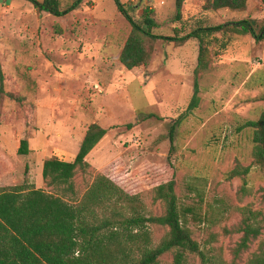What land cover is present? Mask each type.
<instances>
[{"label":"rangeland","instance_id":"1","mask_svg":"<svg viewBox=\"0 0 264 264\" xmlns=\"http://www.w3.org/2000/svg\"><path fill=\"white\" fill-rule=\"evenodd\" d=\"M121 1L137 19L152 9L153 31L164 36L175 35V28L187 34L198 24L264 22V0H248L242 11L203 10L204 0H180L181 19L178 0ZM73 2L61 0L63 8ZM130 31L114 0H85L60 17L28 0H0V61L12 95L0 99V188L53 191L44 182V161L73 160L89 125L98 123L107 134L87 156V171L75 176L81 194L104 173L137 193L143 212L162 215L165 205L153 188L159 176L171 177L172 163L185 225L206 262L248 264L264 255V229L238 257L234 251L241 221L264 220V165L254 157L255 128L246 126L264 112V40L234 34L222 49L226 37L215 34L223 40L211 42L199 105L189 111L199 40L178 45L159 39L151 62L128 70L119 57ZM23 139L29 141L26 155L19 154ZM233 170L242 174L231 176ZM98 211L102 217L111 208ZM148 229L152 247L168 232L157 224ZM127 251L129 258L138 256L134 246ZM186 258L184 264H202L200 254L187 252ZM160 264H174L173 252Z\"/></svg>","mask_w":264,"mask_h":264},{"label":"trees","instance_id":"2","mask_svg":"<svg viewBox=\"0 0 264 264\" xmlns=\"http://www.w3.org/2000/svg\"><path fill=\"white\" fill-rule=\"evenodd\" d=\"M28 1L37 10L60 17L77 9L85 0H74L66 8L62 7L61 0ZM114 2L131 25L119 57L128 70L148 65L154 53V43L159 39L178 45L191 38L199 40L198 65L194 71V93L188 105L189 111L199 105V79L211 65V42L220 43L223 40L213 37L215 34L221 33L226 37L221 44L222 49L227 47L234 34H251L256 41L264 40V22L259 26L255 20L247 18L212 26L198 24L183 35L182 29L178 28H175L173 36L156 34L153 29L157 27V22L152 9L145 8L137 19L121 0ZM177 5L176 17L181 19L180 0ZM247 5L248 0H204L202 9L242 11ZM4 80L0 61V99L12 96L5 91ZM246 126L255 128L254 157L264 165V112L259 120L249 121ZM175 129L176 125L172 126L171 141ZM106 134V128L92 123L73 160L54 156L44 161V182L53 191L35 186L0 188V264H160V257L167 252H173L174 264H184L187 252L200 254L202 264H208L198 241L185 225L186 212L180 206L176 194V168L172 163L171 177L161 181L159 176L160 180L153 188L155 199L165 205L164 214L159 216L143 212L139 195L126 190L104 173L99 174L83 194L78 191L75 176L79 171H87L90 166L87 156ZM29 151V141L23 139L19 154L26 155ZM248 171L249 168H246L245 172ZM241 174L237 170L231 172V176ZM104 206L111 208V212L101 217L98 208ZM149 224L168 228V232L154 247L150 246ZM129 228H132L131 232ZM263 229L264 220L244 218L237 227L242 237L234 249L235 257L248 249ZM131 246L137 248L138 256L135 258L128 256L127 249ZM248 264H264V255L255 254Z\"/></svg>","mask_w":264,"mask_h":264},{"label":"crops","instance_id":"3","mask_svg":"<svg viewBox=\"0 0 264 264\" xmlns=\"http://www.w3.org/2000/svg\"><path fill=\"white\" fill-rule=\"evenodd\" d=\"M80 141H81V140H80ZM80 141H79V143H78V147H80ZM99 143H100V142H99ZM99 143H98V144H99ZM98 144H97V145H98ZM97 145L95 146V148L97 147ZM95 148H94V149H95Z\"/></svg>","mask_w":264,"mask_h":264}]
</instances>
